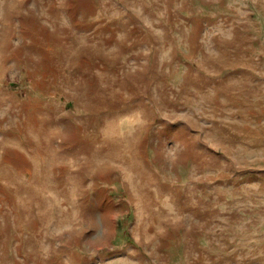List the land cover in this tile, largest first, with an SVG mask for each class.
Instances as JSON below:
<instances>
[{
	"label": "rangeland",
	"instance_id": "obj_1",
	"mask_svg": "<svg viewBox=\"0 0 264 264\" xmlns=\"http://www.w3.org/2000/svg\"><path fill=\"white\" fill-rule=\"evenodd\" d=\"M0 264H264V0H0Z\"/></svg>",
	"mask_w": 264,
	"mask_h": 264
}]
</instances>
